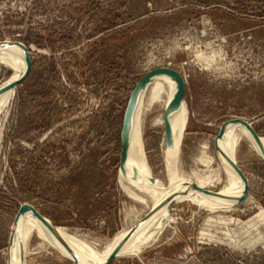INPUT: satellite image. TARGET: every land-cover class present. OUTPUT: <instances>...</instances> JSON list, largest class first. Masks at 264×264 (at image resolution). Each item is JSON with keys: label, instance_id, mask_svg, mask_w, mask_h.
I'll return each mask as SVG.
<instances>
[{"label": "rangeland", "instance_id": "rangeland-1", "mask_svg": "<svg viewBox=\"0 0 264 264\" xmlns=\"http://www.w3.org/2000/svg\"><path fill=\"white\" fill-rule=\"evenodd\" d=\"M2 41L24 43L32 65L0 111V264L28 213L101 247L150 215L122 186L121 134L131 94L154 68L184 79L176 171L195 195L225 188L224 123L242 119L264 138V0H0ZM15 70L0 63V88ZM167 127L155 105L144 152L168 221L153 246L107 264H264V160L237 144L247 192L229 210L175 203ZM25 264L76 263L34 232Z\"/></svg>", "mask_w": 264, "mask_h": 264}, {"label": "bare ground", "instance_id": "bare-ground-1", "mask_svg": "<svg viewBox=\"0 0 264 264\" xmlns=\"http://www.w3.org/2000/svg\"><path fill=\"white\" fill-rule=\"evenodd\" d=\"M2 44L0 63L15 65L16 70L15 76L0 88V111L6 107L16 91L17 87L10 89L11 84L26 70V57L21 47L11 41ZM179 86L178 78L169 72H159L148 77L140 87L129 114L125 133L126 149L120 178L122 186L130 196L145 206L151 204L150 215L134 228L106 242L105 246L101 247L99 246L101 241L95 240L91 243L85 237L72 235L54 226L52 222L43 217L40 219V216L25 214L15 225L12 243L7 251L8 264H25L27 245L34 232L44 237L49 245L71 258L76 264H107L115 258L138 255L146 247L155 244L168 221L167 206L169 204V197L154 184L144 152V118L155 105L164 108L168 115L164 154L169 167L168 173H170L168 174L170 198L175 203H193L206 210L211 207L214 210H229L243 200L246 196L244 190L246 188L247 191V182L236 164L235 148L240 141L247 140L252 150L264 160V138L254 130L256 137L247 127L246 123H249L242 119H238V122H234L235 119H233L224 123L221 127L223 134L220 139L216 138V146L220 149L219 153L225 168V188L219 194L195 195L185 185L186 183H182L176 171L189 118V111L183 99L178 107H173ZM249 125L252 127L251 124ZM116 248L118 250L112 259L106 262Z\"/></svg>", "mask_w": 264, "mask_h": 264}, {"label": "water", "instance_id": "water-1", "mask_svg": "<svg viewBox=\"0 0 264 264\" xmlns=\"http://www.w3.org/2000/svg\"><path fill=\"white\" fill-rule=\"evenodd\" d=\"M3 42L5 41H2L0 42V48L3 46ZM15 43H17L21 49L23 50L24 54H25V57H26V70L25 72L20 75L10 86V89H14L16 88L22 81H24L26 79V77L28 76L29 72H30V69H31V65H32V53L30 52V49L22 42L20 41H14ZM159 72H169L173 75H175L178 80H179V83H180V86L178 88V91H177V94H176V98H175V101H174V108L178 107V105L180 104L182 98H183V95H184V91H185V83H184V79L183 77L181 76V74L174 70V69H171V68H167V67H158V68H154L152 69L151 71H149L147 74H145L140 80L139 82L137 83L136 87L134 88L132 94H131V97L129 99V102H128V106H127V109H126V113H125V116H124V122H123V129H122V134H121V140H122V155H121V167H122V163L124 161V154H125V149H126V145H125V133H126V128H127V124H128V119H129V114H130V110L133 106V103H134V100L136 98V95L140 89V87L142 86V84L146 81V79L156 73H159ZM239 120L238 119H235L234 122H238ZM247 127L251 130V132L256 136V133L254 131V129L249 125L247 124ZM223 134V128H221L220 130V133L217 137V139H220L221 136ZM257 137V136H256ZM235 169L238 171V173L240 174L238 168L235 166ZM241 175V174H240ZM246 188L244 190V195L246 194ZM39 217V216H38ZM40 219H42L40 217ZM52 227L55 229V227L52 225ZM118 250V248H116L111 254L110 256L107 258L106 262H108L110 259H112V257L114 256L115 252Z\"/></svg>", "mask_w": 264, "mask_h": 264}]
</instances>
